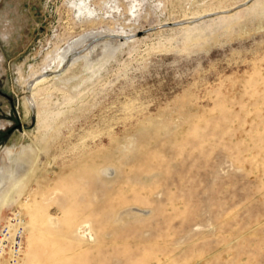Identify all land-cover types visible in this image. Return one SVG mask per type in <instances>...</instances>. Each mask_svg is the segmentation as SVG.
Wrapping results in <instances>:
<instances>
[{"label":"rangeland","instance_id":"obj_1","mask_svg":"<svg viewBox=\"0 0 264 264\" xmlns=\"http://www.w3.org/2000/svg\"><path fill=\"white\" fill-rule=\"evenodd\" d=\"M28 1L9 64L25 129L0 152L16 264H264V0Z\"/></svg>","mask_w":264,"mask_h":264},{"label":"flooded vegetation","instance_id":"obj_2","mask_svg":"<svg viewBox=\"0 0 264 264\" xmlns=\"http://www.w3.org/2000/svg\"><path fill=\"white\" fill-rule=\"evenodd\" d=\"M28 0H0V148L13 145L25 123L16 94L9 85L12 56L30 39L32 13Z\"/></svg>","mask_w":264,"mask_h":264},{"label":"bare ground","instance_id":"obj_3","mask_svg":"<svg viewBox=\"0 0 264 264\" xmlns=\"http://www.w3.org/2000/svg\"><path fill=\"white\" fill-rule=\"evenodd\" d=\"M73 5H74L75 9L80 10V12L83 10H85L87 13H90V14L93 12V10L91 8H89L86 0L74 1ZM99 37H100L99 33H93V32H90V35H88V36L81 35L80 37H78L76 40H74L71 43V45L69 46L68 49L63 50V52L61 54H59L58 57L55 59V61L60 62L61 67H62L61 70L60 71L57 70L56 72H53V73H49L48 71H46V72L41 73L40 75H36L35 76L36 78L33 81L28 83V89L30 91H32L39 84H43L44 82H46L50 78L51 75H59L60 73H62L64 66L66 65V62L69 61L72 57L76 56L78 50H80L81 48H85L86 46L89 47L93 43V41H97L99 39ZM102 47H106V45H104V43H102V42H97V43H94V45L92 47H90L91 48L90 50H91L92 54H96L98 52V50L101 49ZM81 53H79L78 58L80 56H84V53H82V54ZM36 98L35 97L28 98L25 101V104L28 107V110L34 109L36 107V104H37ZM47 118H49V117H47ZM47 118L44 116L43 117L39 116L38 120H37L38 131H39L41 137H43L49 129L50 123H49V119H47ZM24 133H26V132H24ZM0 152H1V148H0ZM25 203L27 204V205L26 204L25 205L27 206L28 211L31 215V218L33 219V222H34L35 218L37 217V214H39L41 210L38 212V209H40V208L38 207V205L36 203L29 202V198L26 200ZM21 212H22L21 210L18 211V213H21ZM36 220H38V218H36ZM35 223H37V222L35 221ZM26 225H27V222L23 219L22 226H23L24 230L26 228ZM85 226H88V225L85 224ZM81 233L84 234L85 230L81 229ZM1 260H3V259H0V261Z\"/></svg>","mask_w":264,"mask_h":264},{"label":"built area","instance_id":"obj_4","mask_svg":"<svg viewBox=\"0 0 264 264\" xmlns=\"http://www.w3.org/2000/svg\"><path fill=\"white\" fill-rule=\"evenodd\" d=\"M21 213L9 215L0 225V259L18 263L25 247V230ZM25 220V219H24Z\"/></svg>","mask_w":264,"mask_h":264}]
</instances>
